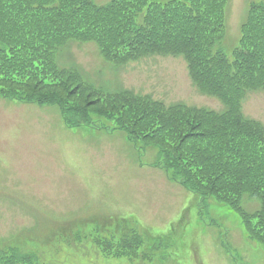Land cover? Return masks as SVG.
Returning <instances> with one entry per match:
<instances>
[{
	"label": "rangeland",
	"instance_id": "obj_1",
	"mask_svg": "<svg viewBox=\"0 0 264 264\" xmlns=\"http://www.w3.org/2000/svg\"><path fill=\"white\" fill-rule=\"evenodd\" d=\"M112 1L95 0L105 6ZM223 5L225 33L217 41L221 47L212 48L211 54L226 68L219 72L216 89L238 90L230 103L247 127L234 138L215 136L209 131L219 126L209 122L205 129L195 115L184 121L189 109L185 103L215 110L230 106L201 93L190 80L189 59L180 51L137 52L119 64L86 37L61 43L47 58L65 87L82 84L68 99L76 100L77 94L84 99L87 85L106 100L114 97L108 104L93 103L131 110V120L137 119L131 125L136 145L120 128L68 126L57 104L26 103L0 94V136L10 134L0 144V251L15 257L27 252L36 258L33 264H264V130L256 134L248 127H264V89L237 69V58L250 46L240 41L249 11L259 18L252 36L264 34V0H223ZM11 33L4 42L20 37ZM155 132L181 146L186 160L196 162L201 155L211 163L205 170L215 189L197 185L193 192L195 188L174 181L179 179L175 173L160 165L164 143L152 137ZM185 208L187 224L169 232ZM114 217L168 233L164 239L153 235L154 242L145 229L147 236L137 244L130 234L106 256L98 238L101 247H109L106 228L123 232L124 222Z\"/></svg>",
	"mask_w": 264,
	"mask_h": 264
},
{
	"label": "trees",
	"instance_id": "obj_2",
	"mask_svg": "<svg viewBox=\"0 0 264 264\" xmlns=\"http://www.w3.org/2000/svg\"><path fill=\"white\" fill-rule=\"evenodd\" d=\"M254 13L255 10L249 11L244 22L246 27L240 41L242 44L249 41L250 46L242 50L241 58H237V69L244 70L249 75V81L255 83V87L264 89V52L260 53V50L264 48V34L252 36L256 23L259 21ZM224 19L223 0H167L165 2L113 0L107 6L99 5L95 0H0V40L1 44H4V47L0 48V81L6 82V84H0V94L26 103L57 104L61 108L64 121L70 127L113 125L114 129L125 130L128 139L136 145L138 141L131 135V125L137 119L131 120L133 114L131 110L113 111L93 103L92 100L108 104L114 100V97L106 100L104 95L91 92L93 89L87 85H84L88 88L84 99L78 94L76 100L68 99L78 92L82 84L76 83L77 88L65 87V82L59 80L57 74L47 66V58L57 51L61 43L83 40L86 37L87 40L98 43L106 58L109 57L119 64L130 60L129 57L137 52L180 51L189 59L190 77L201 93L208 98L217 96L226 103L225 106H230L215 110L203 104L185 103L189 109L184 121L190 122L191 117L195 115L201 122L199 125L205 129L209 122L219 126V129L213 128L209 131L215 136L220 137L226 134L227 137L234 138L243 131L244 127H247L241 124L240 115L230 103L238 90L221 92L216 89L219 72L226 68H224V61L211 54L212 48L221 47L217 41L223 38L225 33ZM8 32H12V35L19 33L20 37L17 40L4 42L5 34ZM24 37H29L30 40L23 41ZM209 59H212L213 67L208 65ZM248 59L252 62L247 65ZM249 81L244 87L246 94ZM45 87L51 89H42ZM86 94L96 99L89 98ZM225 119L231 122L223 125L222 121ZM248 127L256 134H261L264 130L262 125L260 129L251 124H248ZM173 134H177V131L165 136ZM152 137L164 143L162 166L171 173L173 171L179 178L173 177V179L178 180L187 189L195 188L193 192H197V185L203 190L215 189L206 172L208 164L211 163L206 162L203 156H195L196 162L188 161L182 153L181 146L164 141L158 132L152 134ZM217 184L219 188L218 181ZM186 208L183 214L172 222L169 232L187 224ZM114 218L124 222V226L121 227L123 232H113L112 226L106 228L109 231L106 235L109 239L102 241L109 247L105 245L101 247V239L98 238V246L106 256H110L109 252L114 250L115 243L122 242L124 238L128 239L130 234L134 236L135 244L147 236L144 231L146 228H141L137 221L134 222L129 217ZM133 223L136 228L131 227L134 226ZM107 225L111 223L105 222V226ZM139 230L144 231L143 235L137 234ZM146 230L154 242L156 237L153 235L164 239L165 234L168 233L155 232L149 228ZM162 246H165V243H162ZM130 255L134 256L133 250ZM34 259L36 258H30L28 255L8 256L5 251H0V264H17L20 261L33 264ZM163 259L170 260L168 257Z\"/></svg>",
	"mask_w": 264,
	"mask_h": 264
},
{
	"label": "crops",
	"instance_id": "obj_3",
	"mask_svg": "<svg viewBox=\"0 0 264 264\" xmlns=\"http://www.w3.org/2000/svg\"><path fill=\"white\" fill-rule=\"evenodd\" d=\"M10 134H7V136H9ZM7 136L6 137H4V136H0V144H4V142L6 141V139H7Z\"/></svg>",
	"mask_w": 264,
	"mask_h": 264
}]
</instances>
